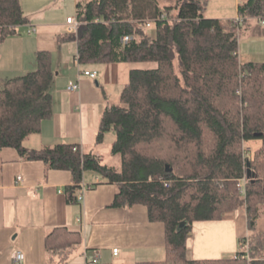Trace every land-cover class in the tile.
<instances>
[{
	"label": "trees",
	"instance_id": "1",
	"mask_svg": "<svg viewBox=\"0 0 264 264\" xmlns=\"http://www.w3.org/2000/svg\"><path fill=\"white\" fill-rule=\"evenodd\" d=\"M208 1L76 2L78 27L66 36L76 42L80 65L153 63L131 68L118 102L105 105L99 116L96 140L113 131L110 152L119 155V169L78 143L23 145L52 112L50 51L37 50L33 69L0 81V149L12 147L26 160L68 170L67 202H76L83 173L91 170L100 183L115 185L111 206L142 204L150 221L163 224L164 257L133 264H264V232L258 228L264 205V61L236 55L240 22H259L264 0L239 1L238 23L235 17L205 16ZM27 23L20 0H0V41ZM244 176L242 193L238 182ZM236 209L246 214L248 233L239 240L247 250L239 246L234 256L212 259L186 256L194 221L220 219ZM80 242V231L63 225L44 235L46 252L58 259L54 264L67 262Z\"/></svg>",
	"mask_w": 264,
	"mask_h": 264
},
{
	"label": "crops",
	"instance_id": "2",
	"mask_svg": "<svg viewBox=\"0 0 264 264\" xmlns=\"http://www.w3.org/2000/svg\"><path fill=\"white\" fill-rule=\"evenodd\" d=\"M53 1L20 0L28 19L21 26L26 35L18 33L0 41V81L33 69L37 50L50 51L54 71L52 112L41 121L37 132L23 140V145L40 148L55 142H73L83 152L101 159L96 148L105 135L113 133L110 130L101 141L96 140L103 108L112 103L109 97L120 92L128 81L131 68L150 67L153 63H76L77 46L75 40L66 36V17L76 16L77 0L74 8L69 7L60 18L50 13ZM239 1L221 0V6L233 5L236 16ZM228 15L223 9L205 14L220 19H227ZM29 28L33 30L28 32ZM82 70L95 71L96 77H88ZM71 83H78V88L69 91L67 86ZM83 180L91 186L85 189L82 200L67 202L64 188L71 183L68 170L48 168L41 160H26L12 147L0 149V264L56 263L57 257L46 252L44 235L59 225L81 234V242L67 262L60 264H85V256L87 264H95L90 258L96 251H100V262L104 264H133L164 257L163 224L150 221L144 205L111 206L114 184L100 183L96 175L83 174ZM259 218L258 228L264 232V205ZM247 233L244 209L227 212L216 220L194 221L186 240V256H234L240 249L239 238ZM114 247L116 254L112 253ZM13 251H21L22 259L16 261Z\"/></svg>",
	"mask_w": 264,
	"mask_h": 264
},
{
	"label": "rangeland",
	"instance_id": "3",
	"mask_svg": "<svg viewBox=\"0 0 264 264\" xmlns=\"http://www.w3.org/2000/svg\"><path fill=\"white\" fill-rule=\"evenodd\" d=\"M53 1V0H52ZM80 1V0H77ZM83 1V0H81ZM176 0H159L160 6H174ZM52 3V11L50 13L58 16L59 18L65 14V11L71 7L74 8L75 1L74 0H55ZM223 9L225 13L230 15L226 16L227 18L235 17V11H233V5L222 7L221 0H210L205 8V14H211L214 10ZM225 19V18H223ZM240 29L238 33V58L240 61H264V23L260 24L256 20L252 21L251 19H245L240 22ZM150 26V31H151ZM19 34L22 36L26 35L25 28H18ZM53 55V54H52ZM35 58V57H34ZM31 70V69H30ZM22 74V73H21ZM118 93L109 97L110 102L116 103L118 102ZM114 134L105 135V138L96 148L97 152L101 156V162L108 164L113 167V169H119L120 167V157L118 154H112L110 152L111 142L113 141ZM252 149L257 147V144H250ZM245 147V146H242ZM84 175H96L99 179L101 176L96 174L91 170L84 171Z\"/></svg>",
	"mask_w": 264,
	"mask_h": 264
},
{
	"label": "built area",
	"instance_id": "4",
	"mask_svg": "<svg viewBox=\"0 0 264 264\" xmlns=\"http://www.w3.org/2000/svg\"><path fill=\"white\" fill-rule=\"evenodd\" d=\"M257 20L259 21V23L260 24H263L264 23V14L262 15V16H259V17H257ZM235 21L238 23V22H240L241 21V17L240 16H238V15H236L235 16ZM66 31L67 32H75L76 30H77V27H78V20H77V18H76V16L75 15H70V16H68L67 15V17H66ZM146 25L148 26L149 25V21L148 22H146ZM31 30H33V28H29L28 29V32H30ZM122 40L123 41H126V40H128V36L127 35H122ZM236 55H237V57H238V51H236ZM74 61L76 62V63H78V60H77V56H75L74 57ZM83 74H85V75H88V77H91V78H94V77H96L95 76V71H89V70H82L81 71ZM78 88V83H71L70 85H68L67 86V89L69 90V91H73V90H76ZM17 178H19V176L17 177ZM246 177L244 176V177H242L240 180H239V182H238V187H239V189H240V192H242V193H244L245 192V182H246ZM91 185H88V184H86L85 182H84V180L82 179L81 181H80V189H79V191L76 193V201L77 202H79V201H81L82 200V198H83V195H84V191H85V189L86 188H89ZM247 235H245V237H246ZM244 237V236H243ZM239 246H241V247H243V249L244 250H247V242L245 241L244 242V244L239 240ZM100 251H96V252H94L92 255H91V258H90V260H91V262H93V263H95V264H104V263H102V262H100V253H99ZM112 253L113 254H116L117 253V248L116 247H114V248H112ZM12 257L16 260V261H18V260H20V259H22V257H23V254H22V252L21 251H13L12 252ZM84 262H85V264H87V260H86V256H85V258H84Z\"/></svg>",
	"mask_w": 264,
	"mask_h": 264
},
{
	"label": "water",
	"instance_id": "5",
	"mask_svg": "<svg viewBox=\"0 0 264 264\" xmlns=\"http://www.w3.org/2000/svg\"><path fill=\"white\" fill-rule=\"evenodd\" d=\"M167 167V166H166ZM246 177L249 178L250 177V168L248 165V162H246Z\"/></svg>",
	"mask_w": 264,
	"mask_h": 264
}]
</instances>
